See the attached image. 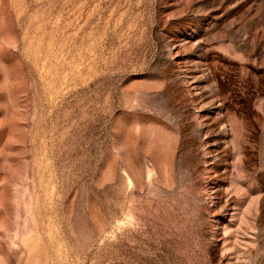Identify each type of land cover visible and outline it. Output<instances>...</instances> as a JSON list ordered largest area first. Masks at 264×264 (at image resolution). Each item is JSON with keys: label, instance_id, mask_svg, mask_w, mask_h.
<instances>
[{"label": "rangeland", "instance_id": "obj_1", "mask_svg": "<svg viewBox=\"0 0 264 264\" xmlns=\"http://www.w3.org/2000/svg\"><path fill=\"white\" fill-rule=\"evenodd\" d=\"M0 264H264V0H0Z\"/></svg>", "mask_w": 264, "mask_h": 264}]
</instances>
